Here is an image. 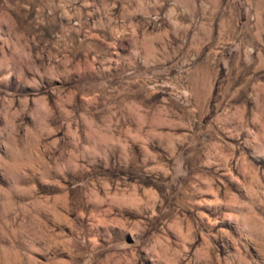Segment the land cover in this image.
<instances>
[{
  "label": "rangeland",
  "instance_id": "1",
  "mask_svg": "<svg viewBox=\"0 0 264 264\" xmlns=\"http://www.w3.org/2000/svg\"><path fill=\"white\" fill-rule=\"evenodd\" d=\"M0 264H264V0H0Z\"/></svg>",
  "mask_w": 264,
  "mask_h": 264
}]
</instances>
